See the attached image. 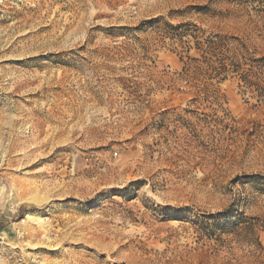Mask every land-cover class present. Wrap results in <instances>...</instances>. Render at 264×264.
<instances>
[{
    "label": "rangeland",
    "instance_id": "374dc122",
    "mask_svg": "<svg viewBox=\"0 0 264 264\" xmlns=\"http://www.w3.org/2000/svg\"><path fill=\"white\" fill-rule=\"evenodd\" d=\"M259 7L0 0V264H264V100L160 28Z\"/></svg>",
    "mask_w": 264,
    "mask_h": 264
},
{
    "label": "trees",
    "instance_id": "16d2710c",
    "mask_svg": "<svg viewBox=\"0 0 264 264\" xmlns=\"http://www.w3.org/2000/svg\"><path fill=\"white\" fill-rule=\"evenodd\" d=\"M243 1L260 4L255 12L260 15L261 22L252 26L251 33L260 30L264 42V0ZM196 8L198 13L216 16V11L212 10L209 4ZM160 28L165 30L164 37L178 39L182 47L187 48L188 53L192 49L198 53V56L189 55L188 61V72L193 71L197 75L194 79L202 77L222 82L229 76L237 77L239 86L257 91L259 98L264 100V44L259 50L250 39V32L238 29V33L217 31L206 35L197 25H175L169 21H164ZM185 36H188V40L184 39Z\"/></svg>",
    "mask_w": 264,
    "mask_h": 264
}]
</instances>
